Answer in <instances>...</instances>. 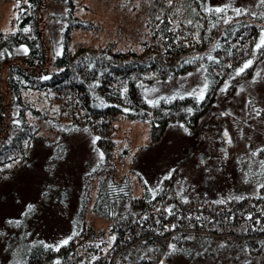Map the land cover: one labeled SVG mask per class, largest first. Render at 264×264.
Returning a JSON list of instances; mask_svg holds the SVG:
<instances>
[{
  "label": "trees",
  "instance_id": "1",
  "mask_svg": "<svg viewBox=\"0 0 264 264\" xmlns=\"http://www.w3.org/2000/svg\"><path fill=\"white\" fill-rule=\"evenodd\" d=\"M20 1L27 10L20 13L16 31H0V164L6 163L12 153L25 155V143L34 133L25 119L21 92H48L53 115L47 113L43 120L48 123L46 130L51 131L50 143L55 144L50 158L63 157L65 142H61L60 132L68 136L71 130H93L89 132L93 136L91 145L94 152L99 151V158L86 175L98 178L92 211L111 226L103 230L101 238L91 230L84 233L82 198L75 219L76 233L66 244L57 250L33 245L14 264H55L54 256L66 258V264H151L149 250L164 243L186 258H190L191 249L199 251L202 247L201 258L206 261L200 264H264V146L256 150L250 169L238 165L242 179L255 184L252 190L237 196L231 192L218 194L210 200L189 198L186 191L189 199L182 203L176 198L163 200L158 194L150 197L147 191L134 196L128 175L116 174L102 138L106 120L119 113L138 120L151 113V142L161 137L168 121L196 127L216 99L222 82L235 75L242 50L250 51L264 31V2L257 0L252 11L225 13L224 7L216 11L210 0H181L182 16L178 17L177 1L146 0L142 35L136 44L121 47L114 41L98 47H68V28L82 26L79 19H74V24L67 21L64 25L56 51L42 27L44 19L53 25L59 15L44 11L49 0ZM50 1L73 9L72 0ZM62 18L69 19L68 12ZM258 53L249 56L254 61ZM195 67L202 68L206 80L203 95L175 93L155 104L145 101L140 82L173 77ZM5 119L9 125L4 126ZM210 172L208 169L205 174L210 176ZM207 205L213 216L207 232L169 236V223L183 230L189 218ZM149 222L151 229L144 232ZM155 231L161 237L152 235ZM78 236L82 253H77ZM194 243L197 248L192 247Z\"/></svg>",
  "mask_w": 264,
  "mask_h": 264
},
{
  "label": "rangeland",
  "instance_id": "2",
  "mask_svg": "<svg viewBox=\"0 0 264 264\" xmlns=\"http://www.w3.org/2000/svg\"><path fill=\"white\" fill-rule=\"evenodd\" d=\"M166 1H177V16H182L181 0ZM256 1L210 0L216 8L224 7L225 13L252 11ZM72 2L71 11L65 5L50 0L44 10L59 14L53 25L47 19L42 25L47 42L56 45V51L60 47L64 25L67 21L74 24V19H79L82 26L68 28V47L77 48L79 44L98 47L114 41L119 42L117 46L127 47L139 42L147 13L146 0ZM26 8L20 0H0V31L5 34L15 32L19 15ZM67 12L69 19L62 18V14ZM262 37L264 31L250 51L242 50L240 63L233 70L235 75L222 82L216 99L196 127L186 128L180 121H168L163 126L161 137L151 142L150 126L154 118L151 113L144 120L129 119L123 113L106 120L108 125L102 138L108 145L116 174L128 175L134 196L139 197L147 191L150 197L158 194L163 200L176 198L183 203L189 198L210 200L216 199L218 194L231 192L237 196L253 189L254 183H246L242 179V169L238 165L250 169L256 160V150L264 146ZM256 51L259 53L253 61L249 54ZM205 87L206 80L200 67L173 77L140 82L145 101L153 104L161 97L175 93L193 92L200 96ZM21 97L25 119L34 133L25 143V155L12 153L6 163L0 164V264L17 263L21 253L33 245L41 244L57 250L65 240L69 241L76 233L75 219L82 198L85 199L84 233L91 230L101 238L103 230L108 231L111 226V222L92 211L98 178L86 175L99 158V151L94 152L91 145L93 136L89 132L93 130H71L68 136L60 132L61 142H65L63 157L51 160L55 144L50 143L53 140L51 131L46 130L48 123L43 120L47 113L53 115L50 94L26 89L21 92ZM9 112H12L11 108ZM9 124L5 119L4 126ZM208 169L211 170L210 176L205 174ZM186 191H189V198ZM209 208L207 205L190 217L183 230L173 228L169 223V236L178 232L186 235L195 231L207 232L213 219ZM79 240L78 236L77 253H82ZM192 247L197 248L198 245L194 243ZM198 249H191L190 258H186L181 252L173 251L169 243H164L150 249L148 254L151 264L204 263L202 247ZM69 258L72 259L71 254ZM52 262L66 264V258L62 260L61 256H54Z\"/></svg>",
  "mask_w": 264,
  "mask_h": 264
},
{
  "label": "built area",
  "instance_id": "3",
  "mask_svg": "<svg viewBox=\"0 0 264 264\" xmlns=\"http://www.w3.org/2000/svg\"><path fill=\"white\" fill-rule=\"evenodd\" d=\"M154 218L157 219L156 216ZM143 229H145L144 232L149 231L151 229V223L150 222L149 223H146ZM152 235L158 236V237L160 236L161 237L160 232H158V231H155L154 233H152Z\"/></svg>",
  "mask_w": 264,
  "mask_h": 264
},
{
  "label": "snow or ice",
  "instance_id": "4",
  "mask_svg": "<svg viewBox=\"0 0 264 264\" xmlns=\"http://www.w3.org/2000/svg\"><path fill=\"white\" fill-rule=\"evenodd\" d=\"M262 2H264V0H262ZM216 11H221V9L217 8ZM238 11H239V10H238ZM261 44H264V37H262V39H261ZM257 47H260V45H257ZM249 63H251V62L249 61ZM245 67H247V65H245ZM242 70H243V69H241V71H242ZM67 242H68L67 240L64 241L65 244H66Z\"/></svg>",
  "mask_w": 264,
  "mask_h": 264
}]
</instances>
